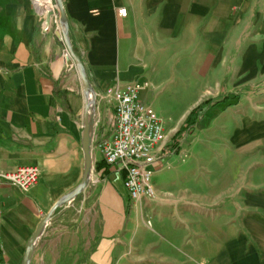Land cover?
I'll list each match as a JSON object with an SVG mask.
<instances>
[{"label": "crops", "instance_id": "obj_1", "mask_svg": "<svg viewBox=\"0 0 264 264\" xmlns=\"http://www.w3.org/2000/svg\"><path fill=\"white\" fill-rule=\"evenodd\" d=\"M62 1L94 134L111 128L113 86L148 83L171 140L212 101L154 168L153 196L132 200L95 150L87 187L57 205L86 169L84 86L62 28L32 0H0V166L40 171L28 190L0 180V264H24L52 210L29 264H264V0Z\"/></svg>", "mask_w": 264, "mask_h": 264}, {"label": "built area", "instance_id": "obj_2", "mask_svg": "<svg viewBox=\"0 0 264 264\" xmlns=\"http://www.w3.org/2000/svg\"><path fill=\"white\" fill-rule=\"evenodd\" d=\"M39 14L48 15L50 22L61 31L60 15L56 0H32ZM120 16L128 14L126 7L118 9ZM69 52V51H67ZM141 85L133 82L123 87L113 86L105 90L106 98L113 105L114 116L111 128L93 137V152L99 151L103 160L119 171L124 172V184L132 200L143 194L153 196L152 182L154 168L170 153L164 151L172 145L165 134L163 122L153 111L150 104L142 100ZM40 171L36 165H23L15 170L6 171L0 166V180L16 184L28 190L39 182Z\"/></svg>", "mask_w": 264, "mask_h": 264}, {"label": "water", "instance_id": "obj_3", "mask_svg": "<svg viewBox=\"0 0 264 264\" xmlns=\"http://www.w3.org/2000/svg\"><path fill=\"white\" fill-rule=\"evenodd\" d=\"M58 4V12L60 15V24L63 32V36L65 37L68 45V50L73 58V60L76 62L78 71L84 86V96H85V112H84V133H83V146H84V151L86 155V169L84 173V177L79 185V187L69 194L67 197L64 199L60 200L57 205L62 204L63 202H66L72 198H74L77 194H79L84 188L87 187L91 173H92V164H93V137H94V132H93V127L96 122V92L95 89L90 81V78L86 72L84 63L82 58L75 52L73 49L69 38H68V31H69V24L67 20V16L64 11V5L62 0H56ZM50 17H51V12L48 13L47 15V24H50ZM55 209V208H54ZM52 210L49 214H47L41 222L38 224L35 232L33 233L29 243L28 247L25 252L24 256V264H29L30 259L32 258V255L34 253L35 247L44 232V229L46 227L47 222L51 218L53 214Z\"/></svg>", "mask_w": 264, "mask_h": 264}, {"label": "trees", "instance_id": "obj_4", "mask_svg": "<svg viewBox=\"0 0 264 264\" xmlns=\"http://www.w3.org/2000/svg\"><path fill=\"white\" fill-rule=\"evenodd\" d=\"M212 100H207L206 102L200 104L196 108H194L189 115L187 116L185 122L182 124L180 129L173 135L172 137V145L165 148L164 151L166 153L171 154H179L181 150L180 141L184 136L189 135L193 132V127L197 123L200 111L205 107L206 104L210 103ZM225 102L226 105H232L238 102V96H234L231 99L229 96L225 97L221 101L217 102ZM216 103V104H217ZM111 166V165H110Z\"/></svg>", "mask_w": 264, "mask_h": 264}, {"label": "bare ground", "instance_id": "obj_5", "mask_svg": "<svg viewBox=\"0 0 264 264\" xmlns=\"http://www.w3.org/2000/svg\"><path fill=\"white\" fill-rule=\"evenodd\" d=\"M45 2H48V4L51 2V0H45Z\"/></svg>", "mask_w": 264, "mask_h": 264}]
</instances>
